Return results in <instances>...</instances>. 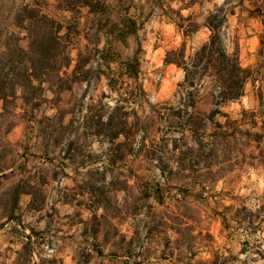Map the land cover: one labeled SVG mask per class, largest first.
Here are the masks:
<instances>
[{"label": "rangeland", "instance_id": "1", "mask_svg": "<svg viewBox=\"0 0 264 264\" xmlns=\"http://www.w3.org/2000/svg\"><path fill=\"white\" fill-rule=\"evenodd\" d=\"M25 1L63 24L68 64L35 106L0 102V198L20 178L34 192L0 203V264L32 250L14 256L2 224L27 211L51 220L54 201L78 196L102 212L91 226H143L129 264H168L167 240L175 264H264V0H105L103 15ZM18 2L0 0L2 32ZM212 34L244 70L238 99L219 101L203 61L186 79ZM180 48V65L166 63ZM114 241L110 252L124 246Z\"/></svg>", "mask_w": 264, "mask_h": 264}, {"label": "trees", "instance_id": "2", "mask_svg": "<svg viewBox=\"0 0 264 264\" xmlns=\"http://www.w3.org/2000/svg\"><path fill=\"white\" fill-rule=\"evenodd\" d=\"M8 1L13 3L19 1V4L16 5V10L10 18L9 28L11 31L6 29L5 32H2L0 29V102L2 103V112H7L8 105H14L17 98L22 101V105L35 106L42 94V83L45 82L46 76L49 74L58 76L60 68L68 64L65 52L66 34H61L63 24L54 17L43 13L36 1L32 3L25 0ZM55 2V8L59 11L78 13L80 8L87 7L88 12L92 15H103L106 12L105 0H55ZM14 28L24 31V36L27 39L26 48L20 46L21 37L14 31ZM210 29L213 30V27ZM216 39V35L212 34L209 40L194 52L190 58L191 65L184 66L186 79L189 73H193L191 67H196L203 61L200 67L201 74L207 73L211 77L214 87L217 88L219 101L238 99L243 94L244 70L239 67L235 58H226L224 49ZM182 57L183 48H180L178 53L177 51L168 52L165 62H174L180 65ZM12 126L13 124L8 126L5 132L9 131ZM5 169V167L0 168L3 178L9 176L4 173ZM11 188L10 200L2 196L0 198L4 209H6L8 201L15 208L20 194L34 193L29 178L18 179ZM6 194L3 195L6 196ZM27 245L23 246L19 257L28 256ZM27 260L28 258L24 261L27 262Z\"/></svg>", "mask_w": 264, "mask_h": 264}, {"label": "crops", "instance_id": "3", "mask_svg": "<svg viewBox=\"0 0 264 264\" xmlns=\"http://www.w3.org/2000/svg\"><path fill=\"white\" fill-rule=\"evenodd\" d=\"M12 169L11 167L7 170ZM26 195L31 196L30 194L19 195V205L26 201ZM78 197V204L74 203L75 200L70 201L63 198L57 202L54 201V213L51 220L45 217L37 219L39 211L35 214L27 211L14 221L10 220L2 224L3 229L1 230L7 237V243L15 247L12 254L18 255L24 242H30L32 250L26 264H92L94 262L113 264L112 260L129 264L133 259L130 253L131 247L136 242V238H142L140 236H142L143 226H130L129 221L127 222L130 218L126 221L122 220L123 223L125 221V225L122 226H97L95 224L91 226L89 223H95L96 219L98 221V218L103 217L102 212L93 199H89L92 203L90 207L85 196L82 197L83 202L80 200L81 197ZM144 227L149 228V226ZM108 232L110 234H107ZM52 237L56 241V252L52 258H46L43 254V246ZM118 238L124 240L123 248H114L115 250L110 252V247ZM163 245L164 249L171 250V252L163 251L164 253L162 252L160 256L161 260L168 264H175L177 260L173 259L174 254L171 253L174 249L176 252L177 248H171L169 240ZM82 251L86 254L84 258L80 256ZM142 257L144 261H148L151 256Z\"/></svg>", "mask_w": 264, "mask_h": 264}, {"label": "built area", "instance_id": "4", "mask_svg": "<svg viewBox=\"0 0 264 264\" xmlns=\"http://www.w3.org/2000/svg\"><path fill=\"white\" fill-rule=\"evenodd\" d=\"M56 252V241L52 237L49 241L43 246V254L46 258H52Z\"/></svg>", "mask_w": 264, "mask_h": 264}]
</instances>
